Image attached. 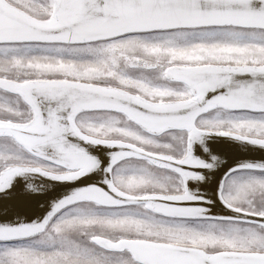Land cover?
<instances>
[{
    "label": "snow or ice",
    "instance_id": "1",
    "mask_svg": "<svg viewBox=\"0 0 264 264\" xmlns=\"http://www.w3.org/2000/svg\"><path fill=\"white\" fill-rule=\"evenodd\" d=\"M0 264H264V0H0Z\"/></svg>",
    "mask_w": 264,
    "mask_h": 264
}]
</instances>
